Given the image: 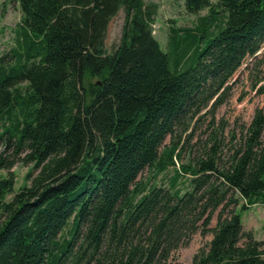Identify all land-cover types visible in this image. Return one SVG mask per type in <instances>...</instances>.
<instances>
[{
	"label": "trees",
	"instance_id": "1",
	"mask_svg": "<svg viewBox=\"0 0 264 264\" xmlns=\"http://www.w3.org/2000/svg\"><path fill=\"white\" fill-rule=\"evenodd\" d=\"M19 1L20 46L0 57V171L33 167L11 199L13 175L0 180V264H171L209 230L191 264H264V241L238 210L264 205L263 111L225 167L215 139L207 160L177 169L175 142L261 50L264 0H185L190 14L208 13L171 30L170 54L154 36L156 3ZM121 10V43L108 53ZM169 168L168 188L139 180Z\"/></svg>",
	"mask_w": 264,
	"mask_h": 264
},
{
	"label": "rangeland",
	"instance_id": "2",
	"mask_svg": "<svg viewBox=\"0 0 264 264\" xmlns=\"http://www.w3.org/2000/svg\"><path fill=\"white\" fill-rule=\"evenodd\" d=\"M146 3H156L158 12L153 26L154 36L159 41L161 49L170 54L173 51L170 43L172 29L193 28L198 24L199 17L207 15L202 11L197 15L190 14L185 6V0H145ZM221 12L219 18H223ZM126 20L125 10H121L111 21L105 39V49L113 53L120 45L123 28ZM23 12L19 0H0V57L11 53L20 46L22 39ZM264 44L261 50L253 57H248L242 67L229 82V89L223 95V102L216 106L214 101L208 108L199 113L190 123L189 130L175 138L181 150V158L177 160V169L180 166H194L198 159H206L209 149L218 141V157L220 166L225 167L230 162L234 147L244 141V136L257 110L264 113ZM172 139L167 141L170 144ZM32 164L18 162L12 170L0 171V180L13 175L15 179L14 192L9 195L11 199L16 192L26 184L27 174ZM37 172H34L36 175ZM174 168H169L163 174L155 175L154 171L146 169L139 180L157 184L168 188L175 177ZM156 177V178H154ZM178 181V187L183 191L190 189L189 177L186 174ZM244 202L241 203V205ZM242 216L245 232H252L255 239L264 241V205L255 204L242 209L238 208ZM217 211L212 218L210 229L217 225ZM213 233L209 230L193 235L192 240L173 252L169 261L171 264H191L195 255L202 249H207Z\"/></svg>",
	"mask_w": 264,
	"mask_h": 264
}]
</instances>
